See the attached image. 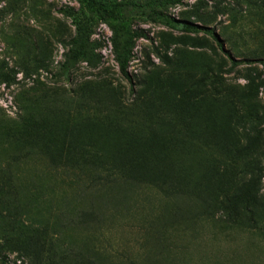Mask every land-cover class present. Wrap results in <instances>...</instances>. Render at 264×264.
Instances as JSON below:
<instances>
[{
    "label": "rangeland",
    "instance_id": "1",
    "mask_svg": "<svg viewBox=\"0 0 264 264\" xmlns=\"http://www.w3.org/2000/svg\"><path fill=\"white\" fill-rule=\"evenodd\" d=\"M171 1L0 0V264H264V68L183 29L264 60V0ZM62 10L101 64L65 73Z\"/></svg>",
    "mask_w": 264,
    "mask_h": 264
},
{
    "label": "trees",
    "instance_id": "2",
    "mask_svg": "<svg viewBox=\"0 0 264 264\" xmlns=\"http://www.w3.org/2000/svg\"><path fill=\"white\" fill-rule=\"evenodd\" d=\"M177 1L165 0L166 4L176 3ZM146 15L151 17L155 21V17L160 16L159 13H155L150 10ZM69 18H74V23L77 29V36L74 40L70 42V50L66 55V60L63 64V70L65 73L73 70L78 61L83 60L92 67H96L102 62V56L98 54V45L91 42L90 33L91 29L88 26L89 21L87 19L82 20L75 16L72 10H62ZM97 13L102 16L107 23L110 31L112 32L111 44L112 51L115 57V61L118 65L119 71L124 79H126L130 84H132V79L129 75V67L134 54V46L136 41L142 39H148V36L143 32H130L125 29V26L121 20L125 19L127 16H121L114 10H107L105 8H98ZM183 29L187 33L194 34H205L206 36L212 38L219 49L227 55L231 62V70H235L241 66H253L256 64L261 65L264 68V60H237L231 56L222 46L221 40L218 37L214 29L193 25L185 24Z\"/></svg>",
    "mask_w": 264,
    "mask_h": 264
}]
</instances>
